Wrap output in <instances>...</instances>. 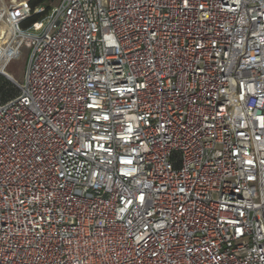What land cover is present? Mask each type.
Returning a JSON list of instances; mask_svg holds the SVG:
<instances>
[{
    "label": "built area",
    "instance_id": "1",
    "mask_svg": "<svg viewBox=\"0 0 264 264\" xmlns=\"http://www.w3.org/2000/svg\"><path fill=\"white\" fill-rule=\"evenodd\" d=\"M0 7V264H264V0Z\"/></svg>",
    "mask_w": 264,
    "mask_h": 264
},
{
    "label": "trees",
    "instance_id": "2",
    "mask_svg": "<svg viewBox=\"0 0 264 264\" xmlns=\"http://www.w3.org/2000/svg\"><path fill=\"white\" fill-rule=\"evenodd\" d=\"M55 0H30L29 7L34 10L37 7H43L45 9L44 13L34 15L26 22L23 23V27H27L34 22L40 20L50 9L51 4L54 3ZM18 94L16 87L8 82L5 78H0V95H2V100L0 103H4L12 98H14Z\"/></svg>",
    "mask_w": 264,
    "mask_h": 264
},
{
    "label": "rangeland",
    "instance_id": "3",
    "mask_svg": "<svg viewBox=\"0 0 264 264\" xmlns=\"http://www.w3.org/2000/svg\"><path fill=\"white\" fill-rule=\"evenodd\" d=\"M14 2H21L22 0H13ZM59 0H55L54 3H52L51 5L55 4L56 2H58ZM11 2V0H0V7L2 6V4H9ZM27 56L28 53L25 50L22 57L14 60L6 69V74L8 76H10L14 81L16 82H22L23 79V74H24V69H25V65H26V61H27ZM4 78L2 75H0V78ZM2 100V95H0V101Z\"/></svg>",
    "mask_w": 264,
    "mask_h": 264
},
{
    "label": "water",
    "instance_id": "4",
    "mask_svg": "<svg viewBox=\"0 0 264 264\" xmlns=\"http://www.w3.org/2000/svg\"><path fill=\"white\" fill-rule=\"evenodd\" d=\"M8 82H10L11 84H15V82H14V80L10 77V76H8V75H2Z\"/></svg>",
    "mask_w": 264,
    "mask_h": 264
}]
</instances>
